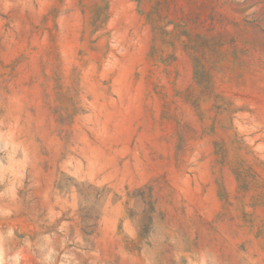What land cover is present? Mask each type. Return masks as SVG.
Returning <instances> with one entry per match:
<instances>
[{
    "label": "rangeland",
    "instance_id": "1",
    "mask_svg": "<svg viewBox=\"0 0 264 264\" xmlns=\"http://www.w3.org/2000/svg\"><path fill=\"white\" fill-rule=\"evenodd\" d=\"M0 264H264V0H0Z\"/></svg>",
    "mask_w": 264,
    "mask_h": 264
}]
</instances>
